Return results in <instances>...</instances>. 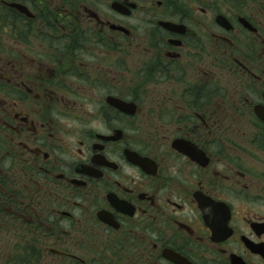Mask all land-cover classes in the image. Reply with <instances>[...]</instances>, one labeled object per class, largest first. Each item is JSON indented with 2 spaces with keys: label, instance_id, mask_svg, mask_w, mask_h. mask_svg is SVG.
<instances>
[{
  "label": "flooded vegetation",
  "instance_id": "af4514ba",
  "mask_svg": "<svg viewBox=\"0 0 264 264\" xmlns=\"http://www.w3.org/2000/svg\"><path fill=\"white\" fill-rule=\"evenodd\" d=\"M3 242L264 264V0H0Z\"/></svg>",
  "mask_w": 264,
  "mask_h": 264
},
{
  "label": "rangeland",
  "instance_id": "374dc122",
  "mask_svg": "<svg viewBox=\"0 0 264 264\" xmlns=\"http://www.w3.org/2000/svg\"><path fill=\"white\" fill-rule=\"evenodd\" d=\"M10 243L11 242H3V244H1L2 250L0 248V257H2L1 255H3V256H7L8 255V252H5V251L7 250V247L10 246Z\"/></svg>",
  "mask_w": 264,
  "mask_h": 264
},
{
  "label": "trees",
  "instance_id": "16d2710c",
  "mask_svg": "<svg viewBox=\"0 0 264 264\" xmlns=\"http://www.w3.org/2000/svg\"><path fill=\"white\" fill-rule=\"evenodd\" d=\"M19 261H20V262H19L18 264H23V261H22L21 259H20Z\"/></svg>",
  "mask_w": 264,
  "mask_h": 264
}]
</instances>
